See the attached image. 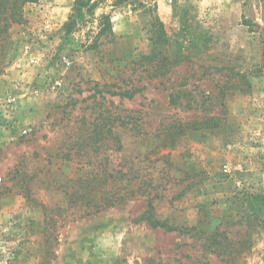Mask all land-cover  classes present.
<instances>
[{
  "label": "rangeland",
  "instance_id": "1",
  "mask_svg": "<svg viewBox=\"0 0 264 264\" xmlns=\"http://www.w3.org/2000/svg\"><path fill=\"white\" fill-rule=\"evenodd\" d=\"M75 2H28L0 36V264H224L145 213L235 240L244 215L264 222V0H107L69 32ZM102 14L113 34L90 48ZM225 86V126L162 145L164 125L223 115ZM78 178L94 202L133 197L84 216ZM248 237L235 264H264V226Z\"/></svg>",
  "mask_w": 264,
  "mask_h": 264
},
{
  "label": "trees",
  "instance_id": "2",
  "mask_svg": "<svg viewBox=\"0 0 264 264\" xmlns=\"http://www.w3.org/2000/svg\"><path fill=\"white\" fill-rule=\"evenodd\" d=\"M35 0H0V20L4 21L5 24L1 28L0 27V36L1 33L6 32L10 26L14 23H18L21 21L23 14L22 8L28 2H34ZM107 0H76L73 14L71 15L72 23L69 27V32L72 31L75 26L77 25L78 21H83L88 18V16L93 17L95 15V10L99 7L100 4ZM126 0H116L117 4H122ZM98 24L96 29V35L93 36V44L89 47L94 48L96 47L97 38L101 37L103 34L109 32V34H113L112 31V24H111V16L109 14H102L98 19ZM95 33V31L93 32ZM262 68L264 70V35L262 37ZM160 54L154 52L151 56L145 58L150 62L157 61V58ZM161 62V61H160ZM164 65L166 64H175L177 61L169 62V59L164 57L162 59ZM3 70H0V74ZM225 87H223L219 94V100L223 105V111L221 116H213L210 118H206L202 121L194 120L189 122H171L169 127L163 128L167 130L166 138L163 139V146H174L176 141L180 136L185 135L188 131H200V130H212L218 129L226 124V117H225V109L223 101L225 99ZM115 95H119L121 97H134L133 92H119ZM99 120L97 119L92 121L89 124V128L87 130L88 134L87 137L83 139L85 147L91 148L92 151L98 152L102 145H98L99 142L105 141L101 137L107 134H112V124L108 125L101 121L100 116ZM122 126H125V122L121 123ZM138 126V125H137ZM162 131V129H161ZM160 131V132H161ZM165 132V130H164ZM96 180L94 179H87L83 180L82 178H78L74 181V184H81L72 194L77 198L83 197V201L79 202L77 200H72L69 202V205L78 211H82L84 216H89L95 213L100 212L103 208H110L116 205H119L125 202L127 199L133 197L131 195H121V196H114L113 198L106 199L105 202H94L92 200V195H94L95 188L92 186V183ZM135 194V192H134ZM102 201V198H101ZM149 210L145 213V220L149 223V225L154 229H163L166 232H178L179 234H191L193 237L200 238L204 241L203 246L209 253L217 255V257L221 258L224 264H235L240 259L241 255L249 250L251 244L249 242V229L252 228H262L264 226V222L256 219V217L252 214L244 215L239 221L235 224L237 225H244L246 229V235L241 240H235L230 238L227 232H221L219 228L215 229L213 232H206L203 230H198L197 228H187V227H174L170 225L167 221H160L156 219H152L150 214V210L152 209L151 204H149ZM83 217V216H82Z\"/></svg>",
  "mask_w": 264,
  "mask_h": 264
},
{
  "label": "built area",
  "instance_id": "3",
  "mask_svg": "<svg viewBox=\"0 0 264 264\" xmlns=\"http://www.w3.org/2000/svg\"><path fill=\"white\" fill-rule=\"evenodd\" d=\"M8 103H15V98H10L9 100H8Z\"/></svg>",
  "mask_w": 264,
  "mask_h": 264
}]
</instances>
